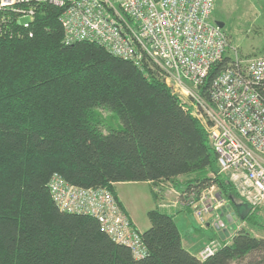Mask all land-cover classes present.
Listing matches in <instances>:
<instances>
[{"label": "trees", "instance_id": "trees-1", "mask_svg": "<svg viewBox=\"0 0 264 264\" xmlns=\"http://www.w3.org/2000/svg\"><path fill=\"white\" fill-rule=\"evenodd\" d=\"M22 7L33 14L0 10V264H264V237L244 227L205 258L182 244L175 214H201L211 188L224 200L216 213L230 219L254 223L263 208L251 203L237 212L235 198L243 197L220 170L206 128L156 65L115 56L95 41L65 42L54 4ZM232 61L229 46L208 70L200 90L206 99ZM53 173L109 190L125 213L115 183L148 182L156 198L153 188L168 182L178 188L179 210L147 211L149 226L139 231L146 255L135 258L94 216L57 207Z\"/></svg>", "mask_w": 264, "mask_h": 264}, {"label": "built area", "instance_id": "built-area-1", "mask_svg": "<svg viewBox=\"0 0 264 264\" xmlns=\"http://www.w3.org/2000/svg\"><path fill=\"white\" fill-rule=\"evenodd\" d=\"M37 2L61 8L65 42L95 41L115 56L156 65L206 128L220 170L229 171L244 199L264 209V56L237 55L211 20L215 0H0V10L31 16L33 9L22 5ZM229 46L233 61L216 75L206 99L200 90L208 70ZM48 186L60 210L94 216L112 241L129 247L135 258L146 255L139 230L109 190L82 188L58 173ZM210 196L203 211L224 202L215 192ZM214 247L206 245L200 256Z\"/></svg>", "mask_w": 264, "mask_h": 264}, {"label": "rangeland", "instance_id": "rangeland-1", "mask_svg": "<svg viewBox=\"0 0 264 264\" xmlns=\"http://www.w3.org/2000/svg\"><path fill=\"white\" fill-rule=\"evenodd\" d=\"M211 20L224 22L221 29L228 36L230 46L235 48L241 58L264 54V0H215ZM182 98L190 99L187 94H183ZM102 114L108 116L109 112L103 111ZM117 190L122 192V199L134 213L140 230L147 228V224L149 226L145 211L147 206L151 208L156 204L161 210L169 213H173V209L179 210L176 201L178 188L168 182H162L153 188L157 193L156 202L152 200L150 186L144 182L123 183L117 186ZM214 191L215 188H212L210 192L214 193ZM235 201L238 203L239 214H243L251 204L248 201L241 202L244 201L241 197L235 198ZM218 206L215 203L197 216L187 211L175 214L183 244L189 251L198 253L206 245L217 246L222 239H229L240 227H244L255 236L264 237V209L253 223L241 219L240 216L228 219L225 215L216 213ZM206 222L211 225L208 224L206 227ZM230 264H242V262L232 261Z\"/></svg>", "mask_w": 264, "mask_h": 264}, {"label": "crops", "instance_id": "crops-1", "mask_svg": "<svg viewBox=\"0 0 264 264\" xmlns=\"http://www.w3.org/2000/svg\"><path fill=\"white\" fill-rule=\"evenodd\" d=\"M123 183H130V182H117V183H115V184H114L115 194H116L118 200L121 202V204H122L124 210L126 211L128 217L130 218V220H131V221L133 222V224L135 225V227H136L139 231H143V230H140V229H139V227H138V225H137V223H136L137 220H136V218H135L134 213L128 208V206L126 205V203L123 201V199H122V195H123L122 192H119V191L117 190V186L120 185V184H123ZM144 183H146V184L149 185L148 182H144ZM150 193H151V192H150ZM151 197H152V200L156 202L155 198L152 196V193H151ZM155 202H154V204H155ZM155 206H156V204H155ZM155 206H153V207H151V208H150V206H147V208L145 209V211L147 212L148 210L154 208ZM219 214H220V213H219ZM230 214H232V213H230ZM230 214H227V215L230 216ZM220 215H222V214H220ZM225 216H226V215H225ZM226 217H227V216H226ZM229 219H230V217H229ZM146 227H148V224H147ZM145 229H146V228H145ZM182 244H183V238H182ZM183 245H184V244H183ZM198 245H199V244H198ZM200 246H201V244H200ZM197 247H198V246H197ZM199 248H200V247H199ZM197 249H198V248H197Z\"/></svg>", "mask_w": 264, "mask_h": 264}, {"label": "water", "instance_id": "water-1", "mask_svg": "<svg viewBox=\"0 0 264 264\" xmlns=\"http://www.w3.org/2000/svg\"><path fill=\"white\" fill-rule=\"evenodd\" d=\"M214 23L220 28H222L224 25V22H222L221 20H214ZM226 216H227V218L229 217L228 215H226Z\"/></svg>", "mask_w": 264, "mask_h": 264}]
</instances>
